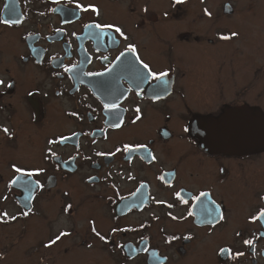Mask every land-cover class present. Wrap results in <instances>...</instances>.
I'll use <instances>...</instances> for the list:
<instances>
[{
  "label": "flooded vegetation",
  "instance_id": "flooded-vegetation-1",
  "mask_svg": "<svg viewBox=\"0 0 264 264\" xmlns=\"http://www.w3.org/2000/svg\"><path fill=\"white\" fill-rule=\"evenodd\" d=\"M260 11L257 0H0V214L16 217L0 240L39 236L42 264L65 240L75 264H264ZM96 23L123 35L85 27ZM141 61L168 75L139 83ZM13 166L39 170L31 193L11 183ZM202 202L218 211L206 219Z\"/></svg>",
  "mask_w": 264,
  "mask_h": 264
},
{
  "label": "snow or ice",
  "instance_id": "snow-or-ice-1",
  "mask_svg": "<svg viewBox=\"0 0 264 264\" xmlns=\"http://www.w3.org/2000/svg\"><path fill=\"white\" fill-rule=\"evenodd\" d=\"M180 2H182V0H177V3H180ZM76 7L81 9V11H88L89 10L88 7H83L80 4H77ZM90 7H91V10L93 12H97V9L94 6H90ZM208 15H211V14L208 13ZM16 22L17 21H11V23H16ZM3 23H9V21H3ZM85 27H95L96 29L99 30L100 36H102L103 32L106 29H113L116 33H120L121 35H123V33H122V31H121V29L119 27H114L112 25H101L99 23H96L94 25H85ZM232 35L236 36L238 34L237 33H233ZM100 36H98L97 38H100ZM222 38L228 39V37H222ZM130 51L135 52V48L134 47H130ZM121 55H123V53ZM137 59H139V58L137 57ZM65 71H72V69H65ZM84 75H92V73H84ZM98 75H100V74H98ZM135 75H136V78H137L138 82L139 83H143V82L147 81L150 77L153 78V79L159 80V79H161V77L167 76L168 73L167 72H162V73H159V74L155 73V72H153L151 70L150 66L147 63H143L141 61L140 65H139V68L136 71ZM139 83H137V87H139ZM154 94L158 97L160 95L159 90L158 89H154ZM105 108L114 113V120L116 121L114 123V127H116V128L121 127V125L123 123V120H122V117L119 116V113L116 112V109H118V105L115 103V101L113 100V101H111L109 103H106L105 104ZM136 111L139 112L140 109L137 108ZM139 118L140 117L138 116L137 119H139ZM3 131L6 134L9 132V130L7 128H4ZM61 142H63V141H61ZM144 147H145L144 145L134 146V145L125 144L123 146V150L126 151V152H134V151H138L139 149L144 148ZM116 151L119 152V151H121V149L117 148ZM148 155H151V154L148 153ZM153 159H154V157H153ZM13 170L16 173H18V175L16 176V178H14L11 181V183L13 185H19V186H21L24 189L25 192L31 193L33 191L34 182L30 178L35 176V175H38L39 174V170H37V171H25V170L21 169L20 167H16V166H13ZM35 186L36 187H40L38 182H36ZM176 195L179 196L180 194L176 193ZM206 195H207V193H204V192L200 193V196H206ZM196 199L199 200L200 197L198 196V197H196ZM262 199H264V197H262ZM202 208H203V215H204V217L206 219L212 215L213 211H218V206H217L216 209H213V210L210 211L208 205L204 204L203 202H202ZM23 215L27 216V215H29V212H24ZM261 217H264V209H261L259 211V213H258V216L255 217L254 219L261 218ZM14 219H16V217H9L7 212H4V213L0 214V223H4V222H7L9 220H14ZM219 219L220 220L223 219V214L220 215ZM92 230L94 232H96L95 227H93ZM67 235H70V233L61 232L58 236L55 237V239H53L51 241L50 244L45 245V246L46 247H50L51 244H55L58 240L61 239V237L67 236ZM96 235L99 236V238L101 240H104V237L102 235H100L99 232H96ZM245 243H251V242L250 241H245ZM240 255H243V253H237V256H240Z\"/></svg>",
  "mask_w": 264,
  "mask_h": 264
},
{
  "label": "rangeland",
  "instance_id": "rangeland-1",
  "mask_svg": "<svg viewBox=\"0 0 264 264\" xmlns=\"http://www.w3.org/2000/svg\"><path fill=\"white\" fill-rule=\"evenodd\" d=\"M257 2L259 3L260 8H261L260 13H264V0H257ZM22 84H25V82L22 81ZM51 132H53V130ZM14 160H17V159H14ZM59 219L60 218H57L56 222H59ZM54 222L55 221L53 218L52 223ZM71 224L72 222L70 220H67V226ZM56 225L57 224H54L55 227ZM59 228L53 229L52 227V229H50L49 231L50 233L55 234L59 230ZM6 234L7 232L3 231V236L1 239L2 241L0 240V243H1L0 255H2V258H0V261L2 262V264H40V263L42 264V262L39 261V256L46 254V248L42 246L41 242H38L39 236H36L33 242V239H31V237L27 234L24 237H21L19 239L16 237L13 238L12 236L8 237V235ZM31 243H34L35 245L33 244L31 245ZM11 244H12V247L9 248ZM66 245L67 243L65 240L63 241L62 244L54 246L56 248H53L52 250L50 249L51 251L47 253L49 254L50 259H52L53 261H56V263L53 262L52 264H75L76 259H73V256L68 255L67 257H65L64 253L62 252L63 248ZM2 249L3 251H1ZM49 263L50 261L47 262V264ZM79 263L80 261L77 264ZM96 263L97 264H113L112 262L102 261V260Z\"/></svg>",
  "mask_w": 264,
  "mask_h": 264
},
{
  "label": "water",
  "instance_id": "water-1",
  "mask_svg": "<svg viewBox=\"0 0 264 264\" xmlns=\"http://www.w3.org/2000/svg\"><path fill=\"white\" fill-rule=\"evenodd\" d=\"M263 136H264V133L261 131V142H264V138H263ZM219 141V138H217V140H216V142H218Z\"/></svg>",
  "mask_w": 264,
  "mask_h": 264
}]
</instances>
